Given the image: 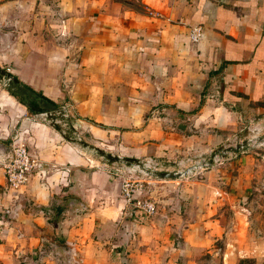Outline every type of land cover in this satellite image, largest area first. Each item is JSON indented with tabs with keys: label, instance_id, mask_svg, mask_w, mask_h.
I'll return each mask as SVG.
<instances>
[{
	"label": "crops",
	"instance_id": "obj_1",
	"mask_svg": "<svg viewBox=\"0 0 264 264\" xmlns=\"http://www.w3.org/2000/svg\"><path fill=\"white\" fill-rule=\"evenodd\" d=\"M0 56L82 139L0 90V264H210L246 156L197 179L155 178L146 215L105 153L197 154L264 114V0H0ZM15 134L41 162L17 193L1 164Z\"/></svg>",
	"mask_w": 264,
	"mask_h": 264
},
{
	"label": "built area",
	"instance_id": "obj_2",
	"mask_svg": "<svg viewBox=\"0 0 264 264\" xmlns=\"http://www.w3.org/2000/svg\"><path fill=\"white\" fill-rule=\"evenodd\" d=\"M201 35L202 26L200 24L191 27L190 40L196 41ZM38 114L50 124L70 125L64 119V116L68 115V110L65 107H61L56 112L41 111ZM63 126L61 129L66 132ZM246 127L248 137L238 134V132L234 133L228 141L205 152L170 158L149 155L135 160L117 155L119 160L110 161L106 170L120 181L121 194L127 205L146 215H152L157 210L156 200L143 192H146L148 184L155 178H161L157 175L158 172H176L180 174L178 177H187L192 174L201 176L203 171L225 164L228 158L235 157L239 153L245 142V144H249V141L258 138L260 132L264 130V117L251 118ZM68 131L72 133L74 140L81 139L76 131L71 128ZM1 164L5 175V191L14 192L26 183L30 172L40 167L41 162L30 152L28 145L20 137L15 136L5 151ZM3 211L9 217L18 214L17 210L11 206H5Z\"/></svg>",
	"mask_w": 264,
	"mask_h": 264
},
{
	"label": "rangeland",
	"instance_id": "obj_3",
	"mask_svg": "<svg viewBox=\"0 0 264 264\" xmlns=\"http://www.w3.org/2000/svg\"><path fill=\"white\" fill-rule=\"evenodd\" d=\"M0 66L6 69H9L10 67L8 65V62L5 59L1 58V56ZM2 89L10 90L7 86L6 77L0 75V90ZM60 108L61 107L52 112H56ZM32 112H35L34 116H36L38 119L42 120L45 123H48L41 117V115L38 114V112L34 110ZM39 112H41V110ZM261 117H264V114H260L252 118L259 119ZM64 119L70 124L69 112L67 116H64ZM250 119L251 118H249L247 120V123L244 124L240 131H238V134L248 137L246 126ZM55 125L59 126L60 128L63 126L61 124ZM63 127L66 130L65 133H68V130L71 127L73 128L72 125L68 124L64 125ZM15 136L20 137V134H15L14 137ZM231 136L232 135H230L225 140V142L228 141ZM21 139L25 142L23 138ZM81 141L80 145L83 146ZM245 143L243 144L242 148H240L239 153L235 157H230L228 158V160H226L227 162H229L233 159L238 158L239 156L244 155L246 156L244 158V161L248 166V171L245 174V190L240 202L234 206L225 205L226 208H223L225 216L222 218V221L224 222V227L226 229L223 232V235H221L219 239H217V243L219 244L220 248L217 252H215L214 257L205 258L210 259V264H264V130L260 132L258 138L252 139L251 141H249V144ZM85 147L86 149L91 148L90 145ZM227 162L225 163L227 164ZM199 177L200 174H192L187 176L189 180L197 179ZM22 186H20V188H22ZM150 187H154L153 182L148 184L147 189H149ZM17 192H19V190L14 191V193ZM13 209L17 210L18 212V209H16L14 205ZM17 216L18 214L14 217ZM6 217L10 218L9 216Z\"/></svg>",
	"mask_w": 264,
	"mask_h": 264
},
{
	"label": "water",
	"instance_id": "obj_4",
	"mask_svg": "<svg viewBox=\"0 0 264 264\" xmlns=\"http://www.w3.org/2000/svg\"><path fill=\"white\" fill-rule=\"evenodd\" d=\"M0 75L6 77L7 86L12 93L20 96L22 101L30 109L39 112L41 111H54L59 108L56 104L52 103L50 100L44 98L41 94L22 83L16 76H14L8 69L0 66ZM105 157L112 160H119L118 156L111 155L110 153H105ZM157 175L161 178H174L178 177L180 174L170 171H161Z\"/></svg>",
	"mask_w": 264,
	"mask_h": 264
}]
</instances>
